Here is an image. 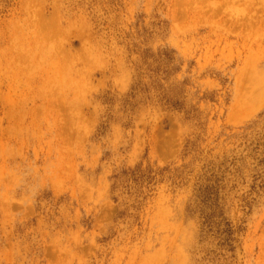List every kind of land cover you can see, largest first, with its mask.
Masks as SVG:
<instances>
[{
  "label": "rangeland",
  "instance_id": "obj_1",
  "mask_svg": "<svg viewBox=\"0 0 264 264\" xmlns=\"http://www.w3.org/2000/svg\"><path fill=\"white\" fill-rule=\"evenodd\" d=\"M0 264H264V0H0Z\"/></svg>",
  "mask_w": 264,
  "mask_h": 264
}]
</instances>
